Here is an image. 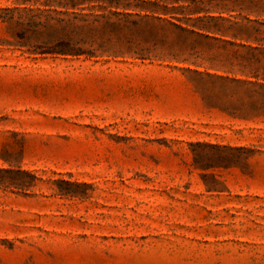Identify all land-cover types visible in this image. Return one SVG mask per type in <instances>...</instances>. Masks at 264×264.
Here are the masks:
<instances>
[{"label":"rangeland","instance_id":"obj_1","mask_svg":"<svg viewBox=\"0 0 264 264\" xmlns=\"http://www.w3.org/2000/svg\"><path fill=\"white\" fill-rule=\"evenodd\" d=\"M219 1L0 0V264H264V89Z\"/></svg>","mask_w":264,"mask_h":264},{"label":"trees","instance_id":"obj_2","mask_svg":"<svg viewBox=\"0 0 264 264\" xmlns=\"http://www.w3.org/2000/svg\"><path fill=\"white\" fill-rule=\"evenodd\" d=\"M219 2L223 3L221 10L224 13H238V17H234L237 21L222 16L211 17V20H220L224 23L222 26H213V32L233 39L224 41V44L240 48L236 51L235 59L239 61L236 68L248 78L232 81L264 89V20H261L264 17V0H220Z\"/></svg>","mask_w":264,"mask_h":264}]
</instances>
